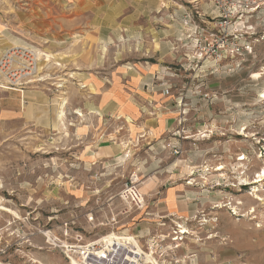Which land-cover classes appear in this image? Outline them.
Segmentation results:
<instances>
[{
  "label": "rangeland",
  "instance_id": "1",
  "mask_svg": "<svg viewBox=\"0 0 264 264\" xmlns=\"http://www.w3.org/2000/svg\"><path fill=\"white\" fill-rule=\"evenodd\" d=\"M219 21L209 0H0V264H78L42 227L136 235L148 264H264V5L221 56Z\"/></svg>",
  "mask_w": 264,
  "mask_h": 264
},
{
  "label": "built area",
  "instance_id": "2",
  "mask_svg": "<svg viewBox=\"0 0 264 264\" xmlns=\"http://www.w3.org/2000/svg\"><path fill=\"white\" fill-rule=\"evenodd\" d=\"M214 9L218 11L219 23L217 32L214 33L211 39L213 52L221 56L222 49L229 45L228 40L237 37V32L241 29L243 22L248 18L258 16L264 5V0H209ZM241 21L240 20H243ZM234 49H231L233 51ZM34 52V51H33ZM32 51L25 50V55L30 58L29 66H26V58L15 60L14 73L18 74L16 80L20 78H28L36 74L37 57L34 59ZM7 54V53H6ZM0 61V79L5 70V63L13 60V54L9 52V56ZM2 74V75H1ZM37 76V75H35ZM11 78V76H9ZM15 79V78H14ZM35 80L28 78L26 83ZM23 83V82H20ZM136 182L127 183L121 192V197L125 200H130V204L142 208L145 204L143 193L134 185ZM118 215V214H117ZM112 222H117L116 215L112 218ZM118 223V222H117ZM39 234L43 237L44 243L39 246L44 249L50 245L52 248L60 249L65 256L73 262V259L78 264H148L146 254L140 238L131 234H120V232H112L105 236L85 241L82 234L77 235L72 239L59 237L51 232L47 227L37 229L27 234L30 238ZM182 234V233H180ZM178 237V236H176ZM183 237V236H182ZM71 238V237H69ZM179 239H182L179 236ZM176 240V239H175ZM145 254V255H144ZM158 264V261H157Z\"/></svg>",
  "mask_w": 264,
  "mask_h": 264
},
{
  "label": "bare ground",
  "instance_id": "3",
  "mask_svg": "<svg viewBox=\"0 0 264 264\" xmlns=\"http://www.w3.org/2000/svg\"><path fill=\"white\" fill-rule=\"evenodd\" d=\"M17 47H19V46H17ZM9 52L10 51H8L7 52V54H6V56L9 58V57H11V56H9ZM2 75V74H1ZM1 77V76H0ZM258 77H259V75H258ZM2 80H4V79H0V83L2 82ZM32 81H37V80H32ZM23 83H26V82H23ZM62 106H61V111H59V118L61 119V121L63 120V118H64V116H65V112H64V103H62L61 104ZM64 121V120H63ZM65 123V122H64ZM63 124V123H62ZM64 125V124H63ZM122 157H120V159H121ZM264 179V168H263V170H260L259 172H258V174H257V176H256V180L255 181H260V180H263ZM188 231L187 230H183V231H179V233H182V234H184V233H187ZM182 238V237H181ZM175 239H179V236L178 237H175ZM179 245H177V247H178ZM74 260V259H73ZM77 262V261H76Z\"/></svg>",
  "mask_w": 264,
  "mask_h": 264
},
{
  "label": "crops",
  "instance_id": "4",
  "mask_svg": "<svg viewBox=\"0 0 264 264\" xmlns=\"http://www.w3.org/2000/svg\"><path fill=\"white\" fill-rule=\"evenodd\" d=\"M103 155H107V154H110V153H113V154H115V148L114 147H112V146H108V147H104L103 149ZM91 153H95V150H94V152L92 151ZM98 156H100V154L99 155H88L87 156V159H91L92 157H98ZM92 161V160H91ZM86 162H88V161H86ZM182 204V206L183 207H185V206H187V203L185 202V201H183V203H181ZM141 226H144L143 224L142 225H140V227ZM145 226L141 229L142 231H145ZM136 229L138 230V227H136Z\"/></svg>",
  "mask_w": 264,
  "mask_h": 264
}]
</instances>
